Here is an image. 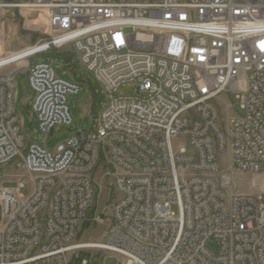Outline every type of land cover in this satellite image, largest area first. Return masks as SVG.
I'll return each mask as SVG.
<instances>
[{
	"label": "built area",
	"instance_id": "1",
	"mask_svg": "<svg viewBox=\"0 0 264 264\" xmlns=\"http://www.w3.org/2000/svg\"><path fill=\"white\" fill-rule=\"evenodd\" d=\"M49 30L34 46L0 58V264H264V181L258 194L229 192L220 155L264 176V0H28ZM10 7L0 2V10ZM1 26L4 22L1 21ZM69 48L107 96L90 132L53 152L46 139L70 127L68 96L39 54ZM43 146L16 112L18 71ZM135 96H115L126 84ZM234 95L243 111L219 124L215 101ZM99 174L100 183L95 181ZM26 176L27 196L19 189ZM116 199L98 212V191ZM176 208V212L172 208ZM108 220L103 242L76 243L81 228ZM107 255L97 260L85 251Z\"/></svg>",
	"mask_w": 264,
	"mask_h": 264
},
{
	"label": "rangeland",
	"instance_id": "2",
	"mask_svg": "<svg viewBox=\"0 0 264 264\" xmlns=\"http://www.w3.org/2000/svg\"><path fill=\"white\" fill-rule=\"evenodd\" d=\"M8 3L10 7L0 10V58L6 57L11 53L20 51L26 47L34 46L39 40L48 36L49 30L45 18V13L41 9L16 7V3H23L28 0H0ZM50 61L56 75L66 81L76 83L79 86L78 95L68 96L67 105L72 120L70 127L55 128L52 135L46 139L48 151L53 152L55 148L68 139L72 134L80 130L90 132L92 123L96 116L103 110L107 102V96L104 93L100 83H98L91 74L85 72L75 57L72 56L69 48L59 50L52 49L44 54H39L27 61L29 65ZM22 66L18 63L14 66L7 67L0 71V74L7 73L11 70L19 69ZM16 82V112L22 122L23 132L29 137L31 143L43 146V136H40L38 124L30 113L32 101L28 98L31 91L27 85V76L20 70L15 77ZM135 84L129 83L118 89L115 96H135ZM215 104L219 111V124L222 131L226 134L227 123L233 116L243 115L240 109V103L234 95L225 94L219 97ZM70 130V131H69ZM230 150L226 149L219 157L221 170L230 177L229 192L239 194H258V187L264 181L263 175L239 172L231 167ZM17 174L11 167L6 166L0 170V186L6 189L17 187V181L13 177ZM23 181V187L19 192L27 196L31 190V184L27 181L26 176L19 175ZM95 181L100 183V176H95ZM116 199L112 191L103 186L98 191L97 200L94 206L100 212L105 204ZM264 203V195L261 197ZM172 210L176 212V208ZM108 220L103 219L98 223H90L81 228L76 243L86 242H103V234L107 229ZM91 254L94 259L106 256L105 252L95 250L85 251Z\"/></svg>",
	"mask_w": 264,
	"mask_h": 264
},
{
	"label": "water",
	"instance_id": "3",
	"mask_svg": "<svg viewBox=\"0 0 264 264\" xmlns=\"http://www.w3.org/2000/svg\"><path fill=\"white\" fill-rule=\"evenodd\" d=\"M69 131H70V130H69ZM85 256H87V255H85L84 253H81L80 258L76 261L75 264H79L81 258H83V257H85Z\"/></svg>",
	"mask_w": 264,
	"mask_h": 264
},
{
	"label": "bare ground",
	"instance_id": "4",
	"mask_svg": "<svg viewBox=\"0 0 264 264\" xmlns=\"http://www.w3.org/2000/svg\"><path fill=\"white\" fill-rule=\"evenodd\" d=\"M20 7H25V6H20Z\"/></svg>",
	"mask_w": 264,
	"mask_h": 264
}]
</instances>
